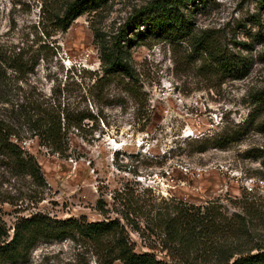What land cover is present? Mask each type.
<instances>
[{"label":"rangeland","instance_id":"rangeland-1","mask_svg":"<svg viewBox=\"0 0 264 264\" xmlns=\"http://www.w3.org/2000/svg\"><path fill=\"white\" fill-rule=\"evenodd\" d=\"M147 1L107 0L76 17L65 31L51 36L56 55L40 59L31 80L47 93L55 77L62 84H87L85 70L100 68L94 31L98 38L108 39ZM42 2L0 0V45L10 50L17 44L35 47L42 42L37 27ZM186 9L194 31L215 33L222 45L245 58L247 72L240 78L211 74L184 42L148 37L135 44L132 62L150 114L145 130H139L143 110L114 88L113 104L98 107L107 124L100 120L89 130L71 133L66 157L50 153L35 138L23 140L40 165L45 184L37 189L42 199L29 200L33 185L28 177L0 165V226L7 233L17 217L32 211L58 218L84 216L89 221L113 218L120 207L114 196L120 190L145 202V213L148 203L157 206L170 197L193 204L218 199L222 210L231 213L238 210L232 201L244 187H256L255 196L264 197V131L254 128L264 119V104L258 105L252 96L264 88V0H194ZM89 108L96 112L93 104ZM246 120L251 128L227 147L188 151L192 138L237 129ZM137 215L131 217L143 236L127 227L135 251L150 250L166 259L158 251L157 235L144 227L146 216ZM257 229L256 239L264 244V229L259 224ZM103 259L88 241L63 239L40 242L27 260L10 264H101Z\"/></svg>","mask_w":264,"mask_h":264},{"label":"trees","instance_id":"trees-1","mask_svg":"<svg viewBox=\"0 0 264 264\" xmlns=\"http://www.w3.org/2000/svg\"><path fill=\"white\" fill-rule=\"evenodd\" d=\"M106 1L43 0L37 23L42 42L35 47L17 44L10 50L0 45V165L16 176L28 177L33 185L29 200L42 199L37 189L45 180L35 156L21 143L26 138H35L50 153L66 157L71 133L89 130L100 120L107 124L98 107L113 104L114 88L123 94L121 98L130 99L137 110H143H139L145 118L139 130H145L150 121L147 97L131 56V48L145 38L184 42L202 68L223 78H240L248 70L245 58L222 45L211 30L194 31L190 9H186L194 0H148L108 39L98 38V31H94L100 68L83 69L89 74L87 84H62L55 77L49 92H45L31 76L40 59L56 55L57 45L51 36L65 31L76 17ZM252 96L258 105L264 104V88ZM92 104L96 112L89 108ZM250 126L246 120L240 128L192 138L188 151L225 148ZM254 128L264 131V119ZM255 190L244 187L232 201L238 210L231 213L222 210L218 199L193 204L172 197L161 199L157 206L148 203L145 213L146 203L125 190L114 196L120 207L115 208L118 215L113 218L89 221L84 216L58 218L32 211L17 217L10 234L0 226V264L25 261L40 242L63 239L88 241L104 258L101 264L115 260L121 264H264V244L256 239L257 225L264 229V197L255 196ZM137 213L146 216L144 227L149 234L157 235L158 251H163L166 259L150 250L135 251L127 227L143 236L141 226L131 217Z\"/></svg>","mask_w":264,"mask_h":264}]
</instances>
